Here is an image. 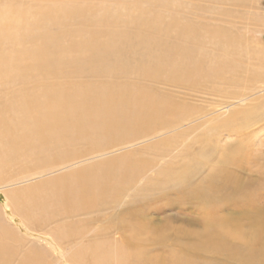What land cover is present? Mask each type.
I'll use <instances>...</instances> for the list:
<instances>
[{
    "label": "bare ground",
    "instance_id": "obj_1",
    "mask_svg": "<svg viewBox=\"0 0 264 264\" xmlns=\"http://www.w3.org/2000/svg\"><path fill=\"white\" fill-rule=\"evenodd\" d=\"M245 42L230 26L123 0H0V181L58 175L0 189V264H205L199 248L151 253L166 239L148 235L137 214L156 190L187 185L206 163L211 180L232 181L233 151L221 136L264 123V74L243 76V58L260 56ZM171 88L220 101L198 109ZM171 133L144 152L105 157ZM256 167L264 174L263 162ZM126 197L131 208L117 214ZM253 223L250 239L234 246L225 219L210 223L201 247L217 259L209 264H264V218Z\"/></svg>",
    "mask_w": 264,
    "mask_h": 264
},
{
    "label": "rangeland",
    "instance_id": "obj_2",
    "mask_svg": "<svg viewBox=\"0 0 264 264\" xmlns=\"http://www.w3.org/2000/svg\"><path fill=\"white\" fill-rule=\"evenodd\" d=\"M114 1L117 2V0ZM119 1L122 2V0H118V2ZM150 1L154 0H123V3L127 2V4H130L131 9L137 8L139 4V6H141L142 9L146 11H150L151 8L152 10H165L169 8L170 11L178 12L179 16L181 15L182 18L191 19L193 21L194 18H196V21H204L214 26H230V28H233L235 33H238L245 37V43L247 46L252 47L253 50L254 48L257 49L254 51L255 56H260L258 58H243L244 63L247 65V71L243 73V76H246L248 79L251 78V73L256 72V74H258L259 72L260 75L264 74V62L263 60H259V58H264V53L262 52L264 50V0H224L222 2H219L218 0H169L170 2H172V5L166 6L167 8H165L161 4L157 6H151L152 2ZM169 1L166 0L167 5ZM187 13L188 15H186ZM164 16L167 17L164 18L165 20H169L168 13H164ZM259 86L260 84L257 85V87ZM243 87L248 88L249 86L243 85ZM260 87L261 89H259L258 92H260L261 95H264V84L262 83ZM168 90L171 91L177 99H186L188 104L198 109L201 108L205 110L208 109V107L210 108L209 105L214 101V99V102L220 101L219 99H217L216 96L214 97L212 95L208 96L206 94H198V97L197 94L195 96L183 89L171 88ZM210 99L211 101H213L211 102ZM191 102L193 103L191 104ZM197 125L198 124L194 125V127ZM263 128V121H258L252 128H248L247 130L245 129V133L243 135H239L236 137L233 136L229 138L224 133L221 136V140L223 139L222 144L230 145L233 151V163L228 166L233 182L229 181L224 183L218 178H216L215 180L212 179V181L208 176V174L210 173L209 169H212V165L206 163L199 168L197 176L194 177L191 182L189 181L187 185L182 187L170 185L165 188L156 190L152 195L155 200H153L151 206L140 207V211L138 212L137 216L138 219L140 218L141 221L145 223L146 231H148L147 234H159L161 235V237L166 239L165 242L156 241V245H154L155 247L153 249H150L151 253L164 255L169 254L172 251H181V249H186L190 252V249L195 250L199 248L197 250L199 252L196 251L195 257H198L200 262H203L205 264L215 262V260L217 259L214 258L213 261L211 258L212 256L208 254L205 250L201 249L203 248V246H205L204 244L207 242L206 236H209V231L211 227L210 223H216L219 221V219L226 220L228 232H226L227 235H225V240L228 242V244L232 246L243 245L250 239V234L256 229L253 222L257 219L264 218V187H260L261 184L257 183V180L262 178V176L264 177V174L259 172L256 167V164H260V161L264 163ZM254 131L258 132L255 133ZM253 133L257 136L255 135V137ZM172 136H174L173 133L160 136V139L157 138L148 140L149 142L147 140L140 141L139 143H136L130 148L118 151L112 155H108L105 157H115L126 152H144L143 149H145L146 147L148 148L150 145H153V143L157 141H162ZM247 137L248 139H246ZM178 145L182 144L178 143ZM241 146L245 147L243 148ZM192 147L194 148L193 150L197 149L196 144ZM181 148L182 147H177L176 149H173L172 153H170V156H166L164 158H161V160H158L157 162L160 161L159 165L165 163L166 161H170L173 156L177 155ZM256 150L258 154L256 153ZM256 154L259 157H256V161H254L251 157ZM144 155H147V153H145ZM148 156H150L149 153ZM191 157H194L192 153L189 155H184V158L186 159H191ZM157 162V165L150 172V175L153 178H155L157 170L160 167ZM174 162H178V160H175ZM56 176L58 175H50L46 176L45 178L33 180L34 182L32 181L29 183H21L15 185L11 184L12 186H9L10 183L0 181V189L3 192H6L7 190H18L41 181L49 180L48 178L52 179ZM232 183L235 184L232 185ZM196 184L198 186H196ZM202 187L203 189L205 187L204 192L201 189ZM241 190H244V192H242L246 194H243L242 192L239 193V191ZM227 191L229 192V194ZM204 193H209V198H207ZM227 196L230 197L228 198ZM125 200H127L126 203L117 208V214H125L124 212L127 209L131 208V200H133V197H126ZM112 213L113 215L116 214L115 212H111L110 214L112 215ZM110 214L108 216L111 217ZM2 221L5 222V219ZM236 230L245 233V235H247V239H245L246 237H244V239L243 237H236ZM41 246L43 245L41 244ZM219 258L220 259L217 262H225V259H223L222 257ZM56 263L61 264L58 259H56Z\"/></svg>",
    "mask_w": 264,
    "mask_h": 264
}]
</instances>
